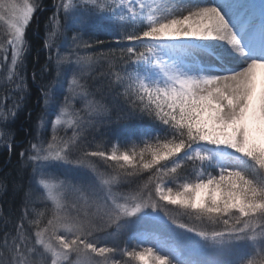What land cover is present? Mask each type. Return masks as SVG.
Wrapping results in <instances>:
<instances>
[{
    "label": "snow or ice",
    "instance_id": "obj_1",
    "mask_svg": "<svg viewBox=\"0 0 264 264\" xmlns=\"http://www.w3.org/2000/svg\"><path fill=\"white\" fill-rule=\"evenodd\" d=\"M221 6L0 0V146L9 163L18 149L0 264H264V51L241 39L264 49V0ZM44 11L43 108L18 141L26 29ZM52 164L81 174L52 182Z\"/></svg>",
    "mask_w": 264,
    "mask_h": 264
},
{
    "label": "trees",
    "instance_id": "obj_2",
    "mask_svg": "<svg viewBox=\"0 0 264 264\" xmlns=\"http://www.w3.org/2000/svg\"><path fill=\"white\" fill-rule=\"evenodd\" d=\"M45 2L50 6L51 0H45ZM37 15L39 19L37 20L36 18H34L31 24L26 29V39L28 41L26 64H27L29 91L24 107L18 113L17 119L13 124V128L18 133L16 137L18 141L24 139L26 136V131L31 130V128L35 126L37 117L43 108L42 100L39 99L40 98L39 88L33 82L32 79L33 68H35L36 70L35 75L37 79H40L42 72L44 77L46 79L48 78L47 69L45 68V63L47 60V52L44 47V39L46 36L45 21L47 17L50 15V11H44L38 13ZM99 38L107 39L106 35H104L103 33L99 34ZM5 80H6V74L0 72V86L4 84ZM29 111H31V116L28 115ZM20 146L22 145H17L16 147L19 148ZM17 151L18 149L13 150L11 162L9 163L7 150L3 146H0V175H3V173L6 171L12 170V167L15 165ZM10 196H11V191L9 189L8 198H10ZM41 210L43 209L41 208Z\"/></svg>",
    "mask_w": 264,
    "mask_h": 264
},
{
    "label": "rangeland",
    "instance_id": "obj_3",
    "mask_svg": "<svg viewBox=\"0 0 264 264\" xmlns=\"http://www.w3.org/2000/svg\"><path fill=\"white\" fill-rule=\"evenodd\" d=\"M222 3H223V0H211V2H203L202 0H199V2H198V4H217L218 6H221ZM222 8L223 7L221 6V11H223ZM0 31H2V28H0ZM210 46L212 47L213 51H215V52H217V50H220L221 48H223L222 47L223 45L221 43H219L218 40H212L210 42ZM66 48H67V44H65L64 48H62L61 51L62 52L65 51ZM260 49H262V48H260ZM259 50L257 51V54H259L261 51H264V49H262L261 51H259ZM69 78H70V75H69ZM66 90H67L66 84L64 85L63 90H57L58 94L61 95V99H62V92H66ZM52 118L54 119V114H53ZM42 131H44L45 134L50 137V135H51L50 126L47 129H42ZM49 171L52 174L50 176V179L52 182H55V183H59L60 180L65 179L67 176L80 175L81 174L79 169H72V168H70L66 165H63V164H52L50 166ZM37 196H38V194H37ZM37 203H39V201H37ZM181 219H186V218L181 217Z\"/></svg>",
    "mask_w": 264,
    "mask_h": 264
},
{
    "label": "bare ground",
    "instance_id": "obj_4",
    "mask_svg": "<svg viewBox=\"0 0 264 264\" xmlns=\"http://www.w3.org/2000/svg\"><path fill=\"white\" fill-rule=\"evenodd\" d=\"M203 2H211V0H202ZM182 2L189 3V4H198L199 0H182ZM223 11H228L224 7L222 8ZM228 18L232 19V13L228 11ZM241 39L242 43H244L248 49H249V54H257V51L261 48L259 41L257 40V37L254 33H248L246 31L241 32ZM219 43H221L223 48L220 50H217V53H225V52H231V48L226 44L225 41L218 40ZM260 49L259 51H261ZM256 52V53H255ZM235 55V54H234ZM202 60H211V57H206V56H201ZM237 64H240L239 61H236ZM242 66V65H241ZM258 72H264V70H258Z\"/></svg>",
    "mask_w": 264,
    "mask_h": 264
}]
</instances>
